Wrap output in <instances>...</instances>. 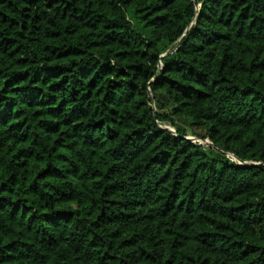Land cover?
I'll return each mask as SVG.
<instances>
[{
    "label": "trees",
    "instance_id": "obj_1",
    "mask_svg": "<svg viewBox=\"0 0 264 264\" xmlns=\"http://www.w3.org/2000/svg\"><path fill=\"white\" fill-rule=\"evenodd\" d=\"M0 264H264V0H0Z\"/></svg>",
    "mask_w": 264,
    "mask_h": 264
},
{
    "label": "rangeland",
    "instance_id": "obj_2",
    "mask_svg": "<svg viewBox=\"0 0 264 264\" xmlns=\"http://www.w3.org/2000/svg\"><path fill=\"white\" fill-rule=\"evenodd\" d=\"M166 127H168L171 131H173V128H171L170 126H166ZM188 138H194L193 136H189ZM194 139H196V138H194ZM205 143V142H204ZM207 144V143H206Z\"/></svg>",
    "mask_w": 264,
    "mask_h": 264
},
{
    "label": "built area",
    "instance_id": "obj_3",
    "mask_svg": "<svg viewBox=\"0 0 264 264\" xmlns=\"http://www.w3.org/2000/svg\"><path fill=\"white\" fill-rule=\"evenodd\" d=\"M192 139H194V138H192ZM200 142V140H198V139H195V140H193L192 142ZM205 141H207V140H205ZM208 142V141H207ZM200 143H204L203 141L202 142H200ZM204 144H206V143H204Z\"/></svg>",
    "mask_w": 264,
    "mask_h": 264
},
{
    "label": "water",
    "instance_id": "obj_4",
    "mask_svg": "<svg viewBox=\"0 0 264 264\" xmlns=\"http://www.w3.org/2000/svg\"><path fill=\"white\" fill-rule=\"evenodd\" d=\"M187 139H189V140H191V141H193V140H195V139H192V138H187ZM203 142H205V143H207V144H210L209 142H207V141H203Z\"/></svg>",
    "mask_w": 264,
    "mask_h": 264
}]
</instances>
